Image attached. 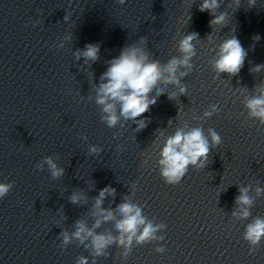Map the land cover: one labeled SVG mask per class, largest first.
<instances>
[{
  "label": "clouds",
  "instance_id": "1",
  "mask_svg": "<svg viewBox=\"0 0 264 264\" xmlns=\"http://www.w3.org/2000/svg\"><path fill=\"white\" fill-rule=\"evenodd\" d=\"M120 4H124L125 0H119ZM219 7L217 0H204L200 5L201 12L208 11L210 15H214V11ZM225 19L224 14L215 16L210 21L211 25H220ZM197 38L196 33L189 34L180 41L179 51L182 54L181 58H173L169 63L161 68L158 61H148V57L140 49L136 47L129 48L123 51L120 56L111 62L108 70L101 77L106 80L99 88L97 103L104 105L103 111L107 113L106 121L109 127L116 125L119 117L116 114V106L113 103H108L109 100H114L120 104V115L125 119H135L148 111L149 106L155 103V98L150 99L149 93L156 88L162 75L167 73L165 83L180 84L176 77L177 68L183 66L190 69L192 65L189 63L195 55L192 41ZM256 40L259 37H255ZM99 47L96 45H87L83 55L91 60L98 58ZM246 52L241 46L238 39L233 36L225 40L219 48L218 58L215 61L214 68L217 73H227L229 76H234L239 73L243 67ZM264 65H257L254 71L259 72ZM187 75L182 72L181 76ZM186 88L181 86L180 93L184 94ZM161 91L158 89L156 95L159 96ZM174 96H169L173 99ZM246 108L249 110L250 117L258 118L260 123L264 125V90H260L259 96H253L246 102ZM212 111L205 112L206 117H210L216 111V106L212 105ZM213 146L221 144L220 135L212 129H209ZM91 152H96L97 149L92 147ZM210 152L208 139L204 136L202 128H193L189 132L178 130L175 135L169 137L162 150V160L160 163L164 166L162 176L168 184H176L184 176L188 165H197L198 161H207ZM45 163L49 166L51 176L59 178L64 175V169L58 168L51 157L45 159ZM201 167L203 164L200 165ZM11 183H0V198L5 197L12 189ZM109 189H104L100 192V197L96 200V207L100 209L104 220L112 219V212L100 208L103 203V198ZM114 191V190H113ZM264 191L257 188V193ZM248 189L241 188L240 195L236 198V204L247 206L240 210V218L247 219L251 213L248 208L253 204V200L248 196ZM81 194L73 193L71 196L72 203H78L81 199ZM107 212L106 215L104 213ZM121 219L116 224V230L120 233L119 237L111 235L93 234L92 230L77 222V230L73 235L80 239L81 242L92 237L91 245L96 255H102L111 243L115 242L118 245H123L125 249L130 250L133 239L137 244H143L146 241L155 239V232L160 225L153 226L151 222H146L141 215L140 208L130 203H122L119 205ZM237 213H233L236 215ZM101 221L97 220L96 225L99 226ZM142 228V230H141ZM86 233L85 235H82ZM264 237V219L256 218L246 227L244 239L250 245H258L261 238ZM63 242L66 245L69 242L67 233L63 234ZM158 252L163 249L158 248ZM255 248L249 249V254H253ZM127 255V252L125 253ZM78 264H88L86 257H79Z\"/></svg>",
  "mask_w": 264,
  "mask_h": 264
}]
</instances>
